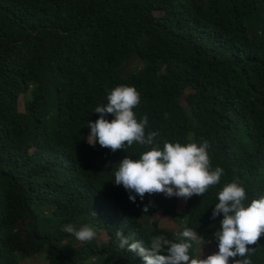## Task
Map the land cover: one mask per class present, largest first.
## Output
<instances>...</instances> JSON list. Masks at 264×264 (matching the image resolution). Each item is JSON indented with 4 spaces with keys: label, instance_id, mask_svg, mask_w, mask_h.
Returning <instances> with one entry per match:
<instances>
[{
    "label": "trees",
    "instance_id": "16d2710c",
    "mask_svg": "<svg viewBox=\"0 0 264 264\" xmlns=\"http://www.w3.org/2000/svg\"><path fill=\"white\" fill-rule=\"evenodd\" d=\"M118 85L140 93L133 111L159 147L207 140L220 182L188 200L130 201L114 173L151 146L86 142ZM234 179L246 206L264 195V0H0V264L44 250L48 264H143L117 247L118 230L150 247L188 227L217 250L222 214L210 217ZM156 213L180 227H160ZM69 223L108 240L76 244ZM251 247L264 264V234Z\"/></svg>",
    "mask_w": 264,
    "mask_h": 264
},
{
    "label": "clouds",
    "instance_id": "9594fccd",
    "mask_svg": "<svg viewBox=\"0 0 264 264\" xmlns=\"http://www.w3.org/2000/svg\"><path fill=\"white\" fill-rule=\"evenodd\" d=\"M140 100V93L134 86L118 85L108 93L107 104L94 109L99 114L95 122L87 123L90 133L86 142L92 147L98 143L102 148L115 152L134 143L151 146L138 159L125 155L119 161L113 183L123 186L133 203L137 196L143 200L145 194H163L167 198L188 200L193 196H202L210 186L218 184L224 170L211 168L209 142L181 144L164 141L163 147H159L155 144L159 132L146 133L148 117L145 115L137 120L133 111ZM109 114L111 120L106 118ZM217 199L210 218L215 219L222 214V219L213 233L217 250L211 254L189 255L192 244L201 237L188 227L175 234L177 242L163 235L153 236L150 247L118 230L117 247L134 253L143 264H252L250 257L256 249L251 246H257L264 234V195L251 200L246 206V191L239 180L234 179L217 193ZM147 211L145 206L144 212ZM62 231L74 235L78 241L88 242L97 236L98 229L90 224L77 228L69 223L63 226Z\"/></svg>",
    "mask_w": 264,
    "mask_h": 264
},
{
    "label": "rangeland",
    "instance_id": "374dc122",
    "mask_svg": "<svg viewBox=\"0 0 264 264\" xmlns=\"http://www.w3.org/2000/svg\"><path fill=\"white\" fill-rule=\"evenodd\" d=\"M18 109L19 110L22 109V97H20L18 100ZM181 204H182L181 201H179L178 207L181 208L182 207ZM153 220H155L158 223V225L162 228L176 230L180 227V224L176 220H174L171 217L165 216L161 213L154 214ZM93 240L96 241L98 244H101L108 240V236L104 232H101ZM78 242L80 241L77 240L75 243L78 244ZM195 249H196V256H199L201 254H204L206 256L216 251L213 244L203 243L200 242V240L195 242ZM21 264H48L47 260L45 259V250L40 252L37 256L30 257L29 259L24 258Z\"/></svg>",
    "mask_w": 264,
    "mask_h": 264
}]
</instances>
